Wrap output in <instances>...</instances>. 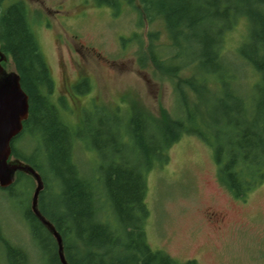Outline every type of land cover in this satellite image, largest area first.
<instances>
[{
    "label": "trees",
    "instance_id": "obj_1",
    "mask_svg": "<svg viewBox=\"0 0 264 264\" xmlns=\"http://www.w3.org/2000/svg\"><path fill=\"white\" fill-rule=\"evenodd\" d=\"M5 1L0 0V50L10 56L27 95L22 134L29 132L36 142L31 156L19 153L12 143L11 156L39 174L43 189L38 209L59 233L67 263L196 264L176 262L147 245L146 174L166 161V151L174 143L191 135L211 149L217 180L233 197L243 198L264 179V0H137L140 15L146 21L160 19L169 39L160 49L154 45L156 36L149 35L147 51L154 68L170 76L184 67L193 72L175 85L179 114L154 120L134 112L118 128H106L108 166H94L89 175L81 174L73 161V140L79 135L62 121L51 101L52 78L28 7L22 0L3 6ZM95 1L115 11L120 2L130 4V0ZM241 21L247 33L233 57L226 56L225 37ZM107 147L117 149L107 154ZM41 148L39 154L57 182L62 211L45 205L44 193L52 181L42 176L44 164L34 159ZM15 176L29 177L21 172ZM13 185L2 190L11 194ZM25 217L45 264H60L54 238L28 206ZM0 248L5 264H28V253L5 240L1 228Z\"/></svg>",
    "mask_w": 264,
    "mask_h": 264
},
{
    "label": "rangeland",
    "instance_id": "obj_2",
    "mask_svg": "<svg viewBox=\"0 0 264 264\" xmlns=\"http://www.w3.org/2000/svg\"><path fill=\"white\" fill-rule=\"evenodd\" d=\"M22 1L52 78L51 101L62 121L79 135L73 140L72 157L81 174L89 175L94 166H108L106 128H118L134 112L154 120L179 114L175 85L193 70L184 67L170 76L154 68L147 51L149 35L156 36L154 45L160 49L169 39L160 19L146 21L140 15L137 0L120 2L118 11L97 6L95 0ZM246 33L247 25L241 21L226 35V56L233 57ZM4 55L6 71H15L10 56ZM244 74L247 83L248 72ZM182 90L189 92L186 87ZM12 143L27 156L36 147L29 132L19 134ZM41 150L34 159L44 164L42 176L52 181L44 193L45 205L62 211L57 182ZM114 151L106 149L107 154ZM13 183L11 194L0 189L2 236L28 253V264H45L25 217L35 182L15 176ZM144 202L143 228L151 250L179 263L264 264V179L243 198L233 197L217 180L211 149L195 136L181 137L166 151V161L148 171ZM101 217L105 220L104 211ZM0 264H5L1 248Z\"/></svg>",
    "mask_w": 264,
    "mask_h": 264
},
{
    "label": "water",
    "instance_id": "obj_3",
    "mask_svg": "<svg viewBox=\"0 0 264 264\" xmlns=\"http://www.w3.org/2000/svg\"><path fill=\"white\" fill-rule=\"evenodd\" d=\"M6 56L0 51V63ZM28 117L27 95L19 84L15 71L7 72L0 65V189L8 188L16 172L31 177L35 187L31 196L30 210L56 243V253L60 264H68L63 253L62 240L53 225L41 215L38 209V196L43 189L39 174L28 164L11 157V143L22 131V122Z\"/></svg>",
    "mask_w": 264,
    "mask_h": 264
},
{
    "label": "flooded vegetation",
    "instance_id": "obj_4",
    "mask_svg": "<svg viewBox=\"0 0 264 264\" xmlns=\"http://www.w3.org/2000/svg\"><path fill=\"white\" fill-rule=\"evenodd\" d=\"M4 62H6V60H5V61H2V62L0 63V65H1V67L6 71V69H5V67H4ZM64 81H65V77H64L63 82H64ZM22 131H23V122H22ZM22 131H21L19 134H21ZM19 134H18V135H19ZM18 135H17V136H18ZM17 136H16V137H17ZM16 137H15V138H16ZM12 158H13V157H12Z\"/></svg>",
    "mask_w": 264,
    "mask_h": 264
}]
</instances>
